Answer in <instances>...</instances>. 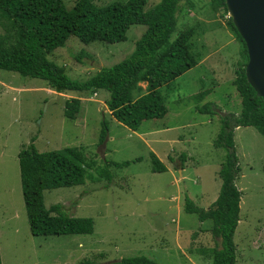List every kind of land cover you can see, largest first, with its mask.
<instances>
[{"label": "rangeland", "instance_id": "obj_1", "mask_svg": "<svg viewBox=\"0 0 264 264\" xmlns=\"http://www.w3.org/2000/svg\"><path fill=\"white\" fill-rule=\"evenodd\" d=\"M76 1L63 0L68 9ZM113 1L92 0L99 6ZM158 1L149 0L146 8ZM209 1L179 2L176 30L195 27L200 59L160 88L168 108L166 116L144 120L136 131L111 115L105 89L95 94L68 90L58 95L42 79L0 69V221L4 223L0 242L5 264H78L86 259L110 264L138 255L156 264H192L182 255H196L190 251L203 255L204 264H212V219L200 222L183 205L178 210L185 194L204 209L213 203L226 157V149L213 144L221 129L219 113L238 115L241 110V97L233 85L235 71L243 64L239 42L228 26L224 7L214 8ZM144 30V25L132 24L127 39L117 43H83L70 36L47 57L63 66L70 77L85 80L101 67L128 57ZM80 52L84 57L78 61L75 56ZM140 85L145 91L146 83ZM205 90L211 93L202 96ZM72 97L81 100L75 119L63 114L65 101ZM208 101L216 104L219 113L199 110ZM103 119L108 121V140L100 147ZM233 132L240 169L235 184L241 191L235 264H264V138L253 126H238ZM31 143L39 152L68 146L82 150L89 164L84 183L45 189L42 195L46 208L59 204L66 215L91 217L92 233L34 236L31 242L36 248L24 243L27 236L20 228L26 211L18 152ZM154 150L169 171L152 172L150 153ZM124 161H130L129 165L111 163ZM106 162H110V179L99 175ZM183 165L181 175L178 169Z\"/></svg>", "mask_w": 264, "mask_h": 264}, {"label": "trees", "instance_id": "obj_2", "mask_svg": "<svg viewBox=\"0 0 264 264\" xmlns=\"http://www.w3.org/2000/svg\"><path fill=\"white\" fill-rule=\"evenodd\" d=\"M149 0H116L99 6L92 0H77L68 9L63 0H0V21L4 33L0 34V69L14 71L22 76L42 79L48 88L58 93L64 91L96 92L105 89L109 98L105 104L111 115L120 123L136 130L144 120L162 118L168 112L160 91L177 77L195 67L200 59V49L195 40V27L176 30V12L181 0H159L146 8ZM214 8L224 7V0H210ZM228 26L239 42L243 61L236 69L233 85L241 97L238 115L219 113L211 101L199 110L220 114L221 129L214 140L215 147H224L226 157L219 170L222 180L219 193L211 205L204 209L185 194L184 211L196 213L200 222L212 219L211 235L215 245L212 264H235V230L239 221L241 191L235 184L239 166L234 148L233 131L238 126H253L264 138V100L257 96L246 80L245 65L248 60L245 43L230 17ZM132 24L145 26L135 42L133 52L122 61L101 67L85 80L67 75L65 68L48 59L58 47L64 46L70 36L83 43L103 41L117 43L127 39L126 32ZM81 60L83 53L76 56ZM145 82V91L140 85ZM208 94V90L202 96ZM80 98L65 101L63 114L75 119L80 110ZM108 132V121L103 119L99 134L102 142ZM138 159V158H137ZM152 172L166 171L165 164L150 153ZM106 162L101 177L111 178ZM122 167L130 161L111 162ZM18 165L22 196L29 229L34 236L92 233L91 217H75L61 211L59 204L46 208L42 192L45 189L67 187L84 183L86 162L82 150L76 146L39 152L33 144L18 152ZM264 170V167H263ZM56 213V214H53ZM0 264L1 255H0ZM78 264H94L83 260ZM110 264H156L144 256L122 257Z\"/></svg>", "mask_w": 264, "mask_h": 264}, {"label": "water", "instance_id": "obj_3", "mask_svg": "<svg viewBox=\"0 0 264 264\" xmlns=\"http://www.w3.org/2000/svg\"><path fill=\"white\" fill-rule=\"evenodd\" d=\"M227 13L243 39L248 60L245 65L247 82L264 100V0H224ZM108 134L100 147L105 146ZM118 261V260H115Z\"/></svg>", "mask_w": 264, "mask_h": 264}, {"label": "crops", "instance_id": "obj_4", "mask_svg": "<svg viewBox=\"0 0 264 264\" xmlns=\"http://www.w3.org/2000/svg\"><path fill=\"white\" fill-rule=\"evenodd\" d=\"M239 53V52H238ZM210 54H208V55H206L202 60H201V62L202 61H205L207 58H208V56H209ZM239 56H240V53H239ZM51 89V88H50ZM100 90V89H99ZM51 91H54V93H57L58 95H60L61 93H63V92H61V93H58V92H56L55 90H51ZM94 94L96 93V92H93ZM211 92H209L207 95H209ZM207 95H205V96H207ZM168 113V112H167ZM166 113V114H167ZM166 116V115H165ZM163 118V117H162ZM143 122V121H142ZM140 126V125H139ZM138 129V128H137ZM136 129V130H137ZM165 129H168V128H165ZM136 130H134V131H136ZM136 134L137 135H140V136H144V132H139V131H137L136 132ZM155 152V154L159 157V159L161 160V161H163V159L158 155V153H157V151L156 150H154ZM165 166H166V171H169V169H170V167L169 166H167V164H165ZM179 170V173L182 175V172L185 170V165H183V167L182 168H180V169H178ZM221 185V184H220ZM217 197V196H216ZM215 197V198H216ZM190 198H192L191 196H190ZM215 198H214V200H215ZM214 200H212V201H214ZM182 205H183V209H184V203H181V206H179V208H178V210L180 209V208H182ZM26 211V210H25ZM27 219V214L25 215L24 214V221H23V223L21 224V232H25L26 233V236H27V241H25L24 243L26 244V245H28V246H30V247H34V248H36V246H35V243L34 242H31L32 241V239H34L33 237H34V235H32L31 234V232H30V229L29 228H27V226H26V223H28V220H26ZM240 220V219H239ZM205 221V220H204ZM203 222V221H202ZM4 223H3V221L1 222L0 221V226L1 225H3ZM29 225V224H28ZM177 231H179V227L176 229V232ZM0 250H1V253H0V255H1V259H2V264H5L4 263V261H5V257H4V251H3V249L1 248V242H0ZM203 251V250H202ZM188 253H195L196 255L195 256H192V257H189V256H186V254L184 253V252H182V255L183 256H185L189 261H191V263L192 264H204V260H205V258H203V255H201V254H199V253H196V252H193V251H190V252H188ZM14 255H17V253H14ZM12 259H13V256H12ZM211 261H212V259H211Z\"/></svg>", "mask_w": 264, "mask_h": 264}]
</instances>
